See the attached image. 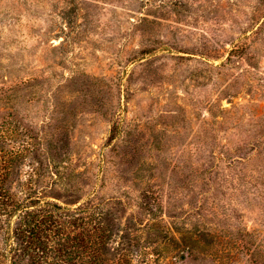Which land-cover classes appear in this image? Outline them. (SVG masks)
<instances>
[{"label": "rangeland", "instance_id": "obj_1", "mask_svg": "<svg viewBox=\"0 0 264 264\" xmlns=\"http://www.w3.org/2000/svg\"><path fill=\"white\" fill-rule=\"evenodd\" d=\"M10 112L150 264H264V0H0Z\"/></svg>", "mask_w": 264, "mask_h": 264}, {"label": "trees", "instance_id": "obj_2", "mask_svg": "<svg viewBox=\"0 0 264 264\" xmlns=\"http://www.w3.org/2000/svg\"><path fill=\"white\" fill-rule=\"evenodd\" d=\"M13 114L0 120V264H150L158 248L142 243L113 210L44 197L49 169L35 148L38 135ZM55 167L62 191H77L73 177L61 174L66 166Z\"/></svg>", "mask_w": 264, "mask_h": 264}]
</instances>
